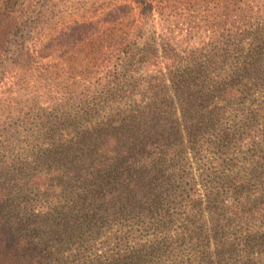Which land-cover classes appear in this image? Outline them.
Wrapping results in <instances>:
<instances>
[{"label":"trees","instance_id":"1","mask_svg":"<svg viewBox=\"0 0 264 264\" xmlns=\"http://www.w3.org/2000/svg\"><path fill=\"white\" fill-rule=\"evenodd\" d=\"M135 1L143 15L160 9L153 0ZM22 13L29 15L16 0H0V52L12 47ZM86 24L80 23L77 39H87ZM259 31L249 46L242 44L247 35L239 34L236 43L199 51L186 65L179 52L133 42L104 57L107 65L94 75L101 95L59 98L48 89V178L41 186L48 191V235L28 228L22 202L16 213L9 206L14 222L0 207V264H145L141 256L157 264L168 256L172 264H216L217 248L229 254L235 245L244 248L241 228L263 218L264 203L239 198L232 175L233 169L251 176L263 168L264 155L256 152L264 143L258 122L264 107L227 108L243 94L251 98L257 85L264 88L253 77L259 73L253 60ZM76 100L82 119L72 110ZM75 125L80 128L73 132ZM241 144L251 147V158ZM26 180H20V194L39 186L33 177ZM244 182V176L237 180ZM9 193V187L0 189V204ZM203 199L214 204L210 227L197 226L192 213H208ZM120 212L135 215L141 227L153 225V234H126ZM110 220L119 230L108 227ZM234 229L240 230L235 242L228 238L214 249L207 242L210 234ZM256 243L264 256V238Z\"/></svg>","mask_w":264,"mask_h":264},{"label":"rangeland","instance_id":"2","mask_svg":"<svg viewBox=\"0 0 264 264\" xmlns=\"http://www.w3.org/2000/svg\"><path fill=\"white\" fill-rule=\"evenodd\" d=\"M37 1L39 6L33 8L32 5ZM16 2L23 11L27 9L29 15L22 13L18 16L21 26L13 45L0 52V189L3 186L10 188L9 199L5 196L0 207L1 210L9 211L10 220L14 222V213L21 208L22 202L26 207V211L21 210L28 219V228L35 231L40 229L47 235L48 191L41 186L48 178V89L56 91L54 95L59 98L78 99L101 95L100 89H96L94 75L107 65L104 57L113 48L127 45L132 48L133 42L139 48L179 52V56L186 59L183 62L186 65L188 57L197 52L199 54V51L206 53L214 48L223 50L226 40L236 43L239 34L247 35L243 37L242 44L249 46L252 42L250 35L259 30L263 33L261 49L255 50L258 53L253 57L259 73L253 77L257 78L259 84L264 82V0H153L160 9L153 10L149 15L140 14L135 0ZM83 22L88 25L87 39L81 37L79 40L78 33L84 29L80 23ZM77 84L81 87L77 88ZM261 102L264 107V88L257 85L251 98L244 94L239 96L228 106L227 112L230 108L241 109L251 105L257 108ZM77 104L76 100L72 110H75L77 119H82L84 109ZM262 117L258 119L260 130L264 129V111ZM235 121H239L238 116L230 124ZM79 128L76 129L75 125L73 132ZM258 144L260 148L257 146L256 155H264L261 149L264 147L263 141ZM240 150L246 152L247 158L254 154L249 145L241 144ZM233 170L232 188L235 193L238 192L239 198L248 199L251 205L261 206L264 203V165L251 176L246 172L237 175V170ZM223 173L227 175L229 172L225 169ZM243 176L245 182L239 186L237 180ZM31 177L39 181V186H34L38 187L37 190L20 194L18 188L21 178L26 180ZM202 201L205 206L208 204V213H204L203 218L197 215L196 210L192 213L197 226L210 227L211 217L215 216L214 204L207 203L206 199ZM117 218L126 234L138 236L141 232L146 237L153 234L154 226H148V222H145L141 227L135 215L120 212ZM110 222H107L108 227L119 230ZM54 229L57 230L56 225ZM103 230L107 232V226ZM241 230L246 246L242 248L235 245L231 254L225 253L224 248H217L219 256L216 264H264V256L259 254L256 243H259V237L264 238V215L259 220L247 222ZM238 231L234 229L225 235L210 234L207 242L212 249L228 238L235 242ZM141 258L146 260L145 264L148 260L157 264L153 256L151 259L148 256ZM165 259L162 264H172L169 256Z\"/></svg>","mask_w":264,"mask_h":264}]
</instances>
